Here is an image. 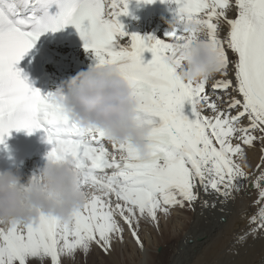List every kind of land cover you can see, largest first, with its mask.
Wrapping results in <instances>:
<instances>
[{
	"label": "snow or ice",
	"instance_id": "1",
	"mask_svg": "<svg viewBox=\"0 0 264 264\" xmlns=\"http://www.w3.org/2000/svg\"><path fill=\"white\" fill-rule=\"evenodd\" d=\"M173 3L172 28L158 38L125 31L120 17L128 14L129 0H0V144L6 146L12 129L42 130L51 144L47 156L71 158L89 192L67 221L41 212L28 222L0 223V264H62L77 252L87 256L93 244L107 254L114 237L123 239L121 221L142 247L141 218L158 224V213L191 207L201 192L226 201L241 190L250 173L236 158H244L245 146L264 144V0ZM69 24L94 51V66L112 64L128 82L136 120L149 129L146 158L130 141L117 143L99 127H82L17 67L42 34ZM200 39L216 53V78L183 80L172 63L176 44ZM146 51L152 54L147 61ZM253 184L258 208L242 239L264 230V170Z\"/></svg>",
	"mask_w": 264,
	"mask_h": 264
},
{
	"label": "bare ground",
	"instance_id": "2",
	"mask_svg": "<svg viewBox=\"0 0 264 264\" xmlns=\"http://www.w3.org/2000/svg\"><path fill=\"white\" fill-rule=\"evenodd\" d=\"M174 10L173 0H165L159 15L153 10L146 19L143 13L137 12L133 19L127 14L120 20L128 33L164 38L172 28ZM235 14L234 9L228 13L230 17ZM227 31V25H224L220 35L223 37ZM61 52L67 65L78 66L81 70L96 63L94 51L62 49ZM67 73L73 76L77 72L68 70ZM229 76L232 77L231 70ZM232 95L237 94L233 92ZM205 114L211 113L205 110ZM244 123H247L246 119ZM106 146L111 150L110 144L106 143ZM262 148L264 144L257 141L252 147H244V158H236L250 175L241 182V190L233 193L232 198L225 201L223 197L201 192L200 199L191 207L185 204L184 207H172L168 215L158 213V224L147 216L141 218L138 231L142 247L128 225L121 221L123 239L114 237L109 253L93 244L87 256L77 252L74 259L63 258L62 264H264V230L241 238L254 226L249 224V216L258 208L254 204L258 189L253 181L264 170ZM204 200L208 201L207 205Z\"/></svg>",
	"mask_w": 264,
	"mask_h": 264
},
{
	"label": "clouds",
	"instance_id": "3",
	"mask_svg": "<svg viewBox=\"0 0 264 264\" xmlns=\"http://www.w3.org/2000/svg\"><path fill=\"white\" fill-rule=\"evenodd\" d=\"M173 66L183 80L213 78L218 61L213 46L200 39L177 42ZM82 127L95 126L117 143L131 142L139 154H149V129L136 120L137 102L128 82L112 64L91 66L61 82L53 92ZM89 192L71 158L47 156L38 174L23 180L12 169L0 171V223L28 222L41 212L67 221Z\"/></svg>",
	"mask_w": 264,
	"mask_h": 264
}]
</instances>
